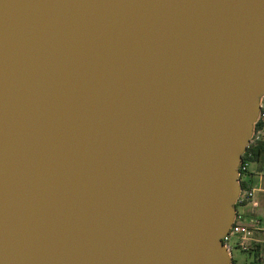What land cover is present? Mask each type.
I'll use <instances>...</instances> for the list:
<instances>
[{
	"label": "water",
	"instance_id": "1",
	"mask_svg": "<svg viewBox=\"0 0 264 264\" xmlns=\"http://www.w3.org/2000/svg\"><path fill=\"white\" fill-rule=\"evenodd\" d=\"M264 95V0H0V264H231Z\"/></svg>",
	"mask_w": 264,
	"mask_h": 264
},
{
	"label": "built area",
	"instance_id": "2",
	"mask_svg": "<svg viewBox=\"0 0 264 264\" xmlns=\"http://www.w3.org/2000/svg\"><path fill=\"white\" fill-rule=\"evenodd\" d=\"M259 140H264V95L261 97L259 104V112L254 123L253 133L247 143L245 151L241 154L242 159L239 164V179L242 183L241 189L235 201L236 214L232 221L228 231L221 237V241L225 247L229 250L231 256L232 247H237L242 251L251 250L254 245L250 243L252 240V234L255 230H264L261 223V219L256 215H251L245 218L240 212L239 207L247 203L256 205L255 191L257 186L252 183L249 177L248 164L251 161V152L247 150L248 146H252Z\"/></svg>",
	"mask_w": 264,
	"mask_h": 264
},
{
	"label": "crops",
	"instance_id": "3",
	"mask_svg": "<svg viewBox=\"0 0 264 264\" xmlns=\"http://www.w3.org/2000/svg\"><path fill=\"white\" fill-rule=\"evenodd\" d=\"M255 163L258 165L254 168H249V177L252 183L258 187L255 191V201L257 204L253 205L252 203H247L242 205L239 207V212L245 218L251 215L258 216L264 227V187L261 186L264 171H260L259 169L264 167V165L258 162ZM252 238L250 243H252L254 247L246 252L248 260L241 264H264V230H255L252 234Z\"/></svg>",
	"mask_w": 264,
	"mask_h": 264
},
{
	"label": "rangeland",
	"instance_id": "4",
	"mask_svg": "<svg viewBox=\"0 0 264 264\" xmlns=\"http://www.w3.org/2000/svg\"><path fill=\"white\" fill-rule=\"evenodd\" d=\"M262 162H263L262 164L264 165V161H262ZM257 165H258L257 163H255L253 161H250L249 164H248V167L251 169V168L256 167ZM259 169H260V171H264V167L259 168ZM261 186L264 187V174H263V179H262ZM259 195H260V193H259ZM231 253H232V259L237 264H241V263H243V262L248 260L246 251H242V250H240L237 247H232Z\"/></svg>",
	"mask_w": 264,
	"mask_h": 264
},
{
	"label": "trees",
	"instance_id": "5",
	"mask_svg": "<svg viewBox=\"0 0 264 264\" xmlns=\"http://www.w3.org/2000/svg\"><path fill=\"white\" fill-rule=\"evenodd\" d=\"M247 150L251 152L250 160L253 162L263 163L264 161V140H259L252 146H248ZM242 185V183H241ZM231 264H237L232 259Z\"/></svg>",
	"mask_w": 264,
	"mask_h": 264
}]
</instances>
